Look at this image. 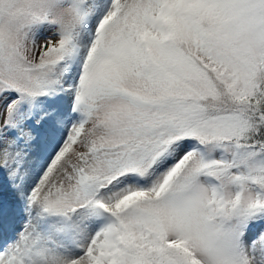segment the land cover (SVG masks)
Wrapping results in <instances>:
<instances>
[{"label":"rangeland","instance_id":"374dc122","mask_svg":"<svg viewBox=\"0 0 264 264\" xmlns=\"http://www.w3.org/2000/svg\"><path fill=\"white\" fill-rule=\"evenodd\" d=\"M187 1L196 4L0 0V242L7 236L10 241L18 234L16 224L29 220L17 257H4L0 264H66L76 254H87L85 264H116L110 257L121 218L147 236L141 238L142 248L152 259L154 238L137 223L157 232L150 228L151 218L168 245L188 239L198 264H264V190L242 178L264 167V157L231 170L224 179L200 173L216 163L229 164L238 149L226 143L201 145L193 138L233 139L238 136L234 124L214 119L186 130L176 110L153 109L116 93L158 100L179 95L176 86L144 69L147 49L167 70L191 75L161 45L163 25L154 22L167 12L175 39L220 80L241 85L238 65L244 59L231 43L249 49L245 57L255 56L251 59L264 77V52L249 43L252 32L229 0L197 4L210 24L214 49L200 46L180 18L190 13ZM233 31L242 39L235 40ZM93 62L104 73L88 89ZM66 134L57 162L25 207L18 192L28 183L27 171L41 166L47 152L52 156ZM167 140L169 145L139 165ZM82 185H91L87 201L81 199Z\"/></svg>","mask_w":264,"mask_h":264},{"label":"trees","instance_id":"16d2710c","mask_svg":"<svg viewBox=\"0 0 264 264\" xmlns=\"http://www.w3.org/2000/svg\"><path fill=\"white\" fill-rule=\"evenodd\" d=\"M195 1L196 4L191 1L186 2L187 6L189 5L190 13L181 14L180 18L190 28L193 37L200 46L214 49L210 39V24L206 21L203 12L197 7V4L200 5L205 0ZM229 4L247 28L251 30L252 35L249 43L252 46L254 45L258 52H264V0H229ZM161 19L162 21L155 20L154 24L156 26L163 25L162 30L165 39L161 44L162 47L170 50L174 56L176 55V58L191 73L192 78L190 74L181 76L167 70L145 49L146 66L144 69L155 73L165 82L176 86L179 95L176 99L167 100L145 99L124 90H117V95L137 99L153 109L176 110L177 121L186 130L214 119H228L229 122L234 124L238 136L233 139L204 140L193 138L201 145L226 143L238 149V154L229 164L216 163L201 170L200 173L209 176H211L210 173H217L216 175L219 178L224 179L230 175L231 170L248 164L252 159L264 157V77L254 66L255 62L252 59H255V56L253 58L250 56L245 57L244 50L250 52L248 48L244 47L245 49L240 50L234 44H229L228 46L236 50L237 54L244 59L238 65L242 70L243 77H240V86L236 85L235 82H223L217 77L216 71L210 65L195 53H190L183 41L175 39L171 14L168 12L163 13ZM232 37L235 40L242 39L236 31L232 32ZM89 72L86 87L91 89L96 80L99 79L100 73H104V68L93 62ZM169 144L170 140L164 141L160 144V147L148 152L146 159L139 165L142 166L144 162L148 161V158L156 156L161 147ZM261 168L248 170V173L242 176L246 182L252 184L258 191L264 190V167ZM71 173V171L68 172L69 175ZM240 179L237 178V180ZM90 188L91 185L81 186V199L84 201L90 199L88 198L92 193ZM76 198L80 199V196ZM66 209L73 212L76 207L69 206ZM123 220L124 218L119 220L122 230L117 240L113 242L114 250L110 257V260H115L116 264H198L193 254V246L188 239H177L175 243L168 245L159 224L155 219L152 222L151 218L149 223L152 227L150 228L158 229L157 232H153L155 231L153 229L148 232V227H144L142 222L137 223L144 232L146 231L154 238V248L151 246L149 248L150 250L156 249L154 250L155 258L152 259L149 253L142 248L141 238L147 236L138 231L136 233V230H133L131 225Z\"/></svg>","mask_w":264,"mask_h":264},{"label":"bare ground","instance_id":"6f19581e","mask_svg":"<svg viewBox=\"0 0 264 264\" xmlns=\"http://www.w3.org/2000/svg\"><path fill=\"white\" fill-rule=\"evenodd\" d=\"M66 136H67V134L64 135L63 138H61L62 141H61L60 144H59L60 141L57 142V144H59V145H58L57 149L55 148L56 151L55 150L53 152L51 151L52 156H50V152H47V153H49L48 155L46 154L47 159L46 158H43L44 163L41 162V166L33 165L27 171V175H28L27 182L28 183L27 184H23L22 187H19L20 188V190L18 192L19 197L17 196L18 197V200L21 199L22 201H24L23 202L24 206L30 200V198H32L35 194L37 195V192L39 191L41 185L43 184L49 168L51 166H53L54 163L57 162L56 159H57L58 155L61 153V150L63 149L64 142L66 140H68V136L67 137ZM31 146L32 145L26 147V149H28ZM16 225H18V228H16V230L18 229V232H17L18 234L13 233L12 239L10 238V241H9L8 236H7L6 238H4L0 242V244L3 245V246H0V260H2L4 257H5V259L11 258V256L13 258H16L17 257V251L19 249L20 242H21L22 238L25 236V234L27 232H29L28 231L29 230V220L27 218L24 221H22V222H20V223H18ZM22 226H23V228H21ZM12 227L7 228L6 230L12 229ZM24 239H25V237H24ZM95 240H96V238H95ZM8 244H10V246H11V251H10L9 254H7L9 252ZM24 245L25 244L22 243L21 244V247H23ZM5 254H7V255H5ZM86 255L87 254H83V255L76 254V256H74L73 259H71L70 261L66 262V264H85L87 262V260H88V258H87ZM59 263H61V262H59Z\"/></svg>","mask_w":264,"mask_h":264}]
</instances>
